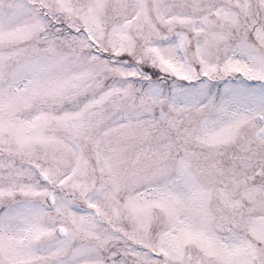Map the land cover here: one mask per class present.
I'll return each instance as SVG.
<instances>
[{"label": "snow or ice", "instance_id": "6c2138e0", "mask_svg": "<svg viewBox=\"0 0 264 264\" xmlns=\"http://www.w3.org/2000/svg\"><path fill=\"white\" fill-rule=\"evenodd\" d=\"M0 264H264V0H0Z\"/></svg>", "mask_w": 264, "mask_h": 264}]
</instances>
